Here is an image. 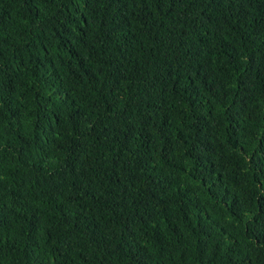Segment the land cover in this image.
I'll return each mask as SVG.
<instances>
[{
    "label": "trees",
    "instance_id": "1",
    "mask_svg": "<svg viewBox=\"0 0 264 264\" xmlns=\"http://www.w3.org/2000/svg\"><path fill=\"white\" fill-rule=\"evenodd\" d=\"M0 264H264V0H0Z\"/></svg>",
    "mask_w": 264,
    "mask_h": 264
}]
</instances>
